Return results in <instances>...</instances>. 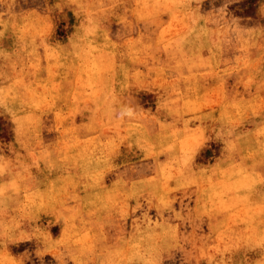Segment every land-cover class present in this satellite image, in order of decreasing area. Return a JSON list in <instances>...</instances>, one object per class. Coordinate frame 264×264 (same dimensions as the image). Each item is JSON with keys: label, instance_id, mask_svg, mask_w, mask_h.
<instances>
[{"label": "clouds", "instance_id": "clouds-1", "mask_svg": "<svg viewBox=\"0 0 264 264\" xmlns=\"http://www.w3.org/2000/svg\"><path fill=\"white\" fill-rule=\"evenodd\" d=\"M23 3L29 14L0 26V126L12 134L0 140V264H46L36 224L59 235L47 264H264V235L238 226L239 239L198 245L189 231L224 228L229 171H258L264 203V147L249 154L240 126L264 128V114L223 119V94L207 102L214 85L264 91V0L246 19L236 0ZM18 6L0 0V25Z\"/></svg>", "mask_w": 264, "mask_h": 264}, {"label": "rangeland", "instance_id": "rangeland-1", "mask_svg": "<svg viewBox=\"0 0 264 264\" xmlns=\"http://www.w3.org/2000/svg\"><path fill=\"white\" fill-rule=\"evenodd\" d=\"M220 2L221 0H205L204 7L207 9L213 3L218 6ZM254 5L255 0H236L235 7L230 6V12L235 15H240L242 18L246 19L247 14H249V9L254 7ZM29 12L30 9H28L27 5L23 3V0H19L18 8L11 11L10 14L6 13L2 18V25L0 26H2L5 30L10 27H15L17 18L21 15H28ZM221 15L223 16V10H221ZM229 83H231V81H229ZM209 93L210 99L207 101L208 103L214 105L219 104L222 94L224 98L229 101V104H225L222 108H216L214 114L219 118L230 119L233 113L240 115L243 112L245 119H247L251 110L257 111L258 114H264V91L257 90L252 94H247L245 89L241 87L235 93H230V91L221 84L220 86H212L209 89ZM141 99L142 102L146 103V105H152L154 103L153 99L143 94ZM229 108L231 110H229ZM131 115H135V113L129 108H124L121 111V119L130 117ZM57 116L60 118L61 114L58 113ZM76 119L79 121V116H77ZM240 126L244 127V134H247L248 136V139L244 142L247 144L249 154L258 155L260 149L264 147V128L259 126L255 128L245 127L243 123H241ZM202 138L203 133H201L200 137L193 136L185 145L182 154L183 163L187 165L191 164L193 156L202 143ZM11 139L12 134L10 132V126L7 128L0 126V140L8 141ZM40 139L42 142L47 141L49 139V134L41 130ZM220 148L221 145L219 142L209 141L205 147V151L206 154L209 155V158L215 159V156H219ZM213 153H215V156H213ZM233 175L237 176L238 179L232 180L231 177ZM228 176L229 183L226 184V190L236 192L237 196L231 204L221 200V207L225 210L232 209V211L229 212L226 220L222 222L224 223V228L221 231L215 232L214 235L209 233L208 228H205L203 233L195 232L190 229V238L198 245H202L205 239H209L210 242L212 239H215L218 242L226 237L239 239L240 229L238 226H243V228L246 229L248 236H250L257 243L259 242L260 237L264 235V203L254 198L260 190L259 172H247L244 171V169L238 168L234 172L229 171ZM189 219H191L193 223H195L196 219H200L201 222H203V218L201 217H190ZM34 231L36 232L37 238L40 242L45 245L44 247L39 248L38 251L47 264V261L55 254V249L52 246L54 245L55 239L59 238V235L56 233V230H54V232H50V230L45 231V229L39 224L34 225ZM234 231L235 236H232ZM105 235H107V233H105ZM184 235H188V233H185ZM182 242V239L178 240L177 246H179ZM27 246L28 245H21L19 249L14 247V254L22 251L23 248ZM50 247H52L51 254L49 253ZM166 251L169 254H172L173 250L167 249ZM160 256L163 258V251L160 253Z\"/></svg>", "mask_w": 264, "mask_h": 264}]
</instances>
